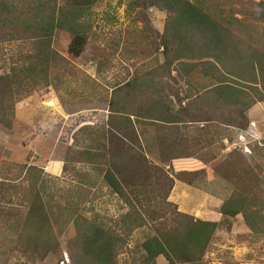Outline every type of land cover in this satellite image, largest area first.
Instances as JSON below:
<instances>
[{"label":"trees","instance_id":"obj_1","mask_svg":"<svg viewBox=\"0 0 264 264\" xmlns=\"http://www.w3.org/2000/svg\"><path fill=\"white\" fill-rule=\"evenodd\" d=\"M60 1L27 0L20 6L0 0V64L3 44L21 43L9 68L3 70L0 65V125L9 130L29 92L41 84H55L63 76L66 60L52 48L56 31L72 36L68 54L73 59H79L90 42V21L100 0ZM132 7L141 8L142 15L150 9L166 14L164 31L156 34L164 63L115 87L107 125L95 129L108 145L78 152L95 167L72 170L75 181L65 189L51 184L50 179L58 182L59 177L42 168L17 166L19 173L11 175L5 172L6 166H0V220L14 238L13 249L33 260L44 261L57 253L67 226L74 230L65 243L70 264H120L128 240L141 229L150 233L130 250V264H158L160 257L167 264H208L206 255L217 232L239 215L253 234L264 236V179L262 185L252 183V194L233 192L220 210L219 222L184 213L167 219L170 204L166 202L174 180L151 165L135 125L141 120L156 128L218 122L247 130L248 111L264 102V2L136 0ZM198 67L216 87L195 92L188 77ZM174 94L182 98L174 102ZM88 129L94 128L79 130L81 139L87 138ZM67 171L65 163L62 172ZM153 171L157 180L169 181V192L163 196L166 202L143 198L142 188L149 187ZM99 184L126 206L125 213L116 219L88 214L92 210L87 211L86 205ZM160 203L164 207L157 209Z\"/></svg>","mask_w":264,"mask_h":264},{"label":"rangeland","instance_id":"obj_2","mask_svg":"<svg viewBox=\"0 0 264 264\" xmlns=\"http://www.w3.org/2000/svg\"><path fill=\"white\" fill-rule=\"evenodd\" d=\"M8 1L22 6L27 0ZM73 1L61 0L60 3L71 4ZM135 1L100 0V3H97L94 10L95 16L90 21L91 39L79 59H73L68 54L72 36L65 31H56L52 40V48L66 60L65 68L61 70L63 76L55 84L49 86L41 84L34 87L29 92L28 99L24 102L26 104L23 106H36L39 103L43 106L45 101L51 100H57L62 105L61 112L56 114L53 110V113L45 114L50 122V128L45 134L52 140V143L45 144L41 151L35 154L34 152L38 150L37 145L35 150L29 151V149L31 146L35 147L37 135H31L32 137L29 134L24 135L28 127L19 126L16 119L13 121L11 130L0 125V166H6L5 172L8 170L11 175L18 174L17 166L27 165L31 161L41 167L43 162L40 160L50 155L52 159L50 161V158H46L47 161L56 160L64 165L67 163L70 170L66 174L62 172L58 182L50 179V183L67 189L76 178L72 170L85 172L95 167L88 163L85 155L81 156L78 152L86 148L95 149L99 146L104 148L105 141L99 136L101 131L95 129L104 127L106 116L104 112L109 111V102L115 87L125 84L137 73L149 72L151 65L157 70L164 63L163 49L158 45L159 40L156 34L163 33L166 14L150 9L142 15L141 8L132 7ZM256 1L264 2V0ZM2 48L3 62L0 65L5 70L9 68L12 56L18 55L21 43L7 42L2 45ZM141 58L149 59L150 62L137 67L142 61ZM115 61L118 70L113 73L110 68H114ZM160 79L161 77L157 81L162 83ZM96 84L102 88V95L93 94ZM172 97H174V102H177V96L174 94ZM256 105L257 111L250 117L256 127L250 129L251 135L247 134L250 138L246 139L244 135L236 137L234 132L231 136L232 146L231 141L226 145L214 142L211 146L207 143L212 138L204 136V132L208 130L205 128L215 124L224 126L218 122H195L168 126L171 133L176 129L180 130L181 136L180 138L177 135L171 136L170 133L162 137V141L158 137L154 138L153 129L151 132L149 130V133L143 137V143L141 142L144 154L152 166L158 167L165 176L174 180V185L169 192L168 179L157 180L155 171L150 172L152 180L149 187L147 185L144 189L142 188L143 198L145 199L144 196L156 197L160 202H166L164 197L169 192L166 202L170 204L166 207L168 209L166 210L167 219H178L179 213L187 210L189 212L187 215L197 219L221 221L220 210L233 192L240 191L249 195L255 190V185L252 187L254 181L255 184H263L261 181L264 179V102ZM47 106L54 108L53 103L52 106L50 103ZM247 118L250 121L248 113ZM89 126L94 129H88L87 138L81 139L82 134L79 130ZM181 128L185 129L181 130ZM186 131L193 133L189 137ZM194 132L200 140H203L202 143L198 145L194 143L196 139ZM36 133L37 131H34L33 134ZM241 137H243L242 140ZM28 139L32 140L26 143L24 148L22 144H25L24 140ZM174 158L178 159L173 160ZM180 173L193 174L178 179L176 174ZM92 176L94 177V172ZM182 184L192 187L188 196L183 197L178 190V186ZM93 192L94 198L85 208L87 211L92 210L88 212L89 215L98 214L102 217L116 219L127 210L126 206L101 184ZM161 204L157 209L163 206ZM63 229L65 230L62 233V248L57 253L49 255L46 260L39 261L13 249L14 238L7 226L0 220V264H70L65 243L74 236V230L71 226ZM149 233L148 229H141L132 234L128 240V247L119 257L120 264L131 263L130 250L140 245ZM206 261L208 264L264 263V236L253 234L246 226L243 217L239 215L232 220L230 225H224L217 232L206 255ZM158 264H167V262L160 257Z\"/></svg>","mask_w":264,"mask_h":264},{"label":"crops","instance_id":"obj_3","mask_svg":"<svg viewBox=\"0 0 264 264\" xmlns=\"http://www.w3.org/2000/svg\"><path fill=\"white\" fill-rule=\"evenodd\" d=\"M141 60L142 61L139 63V65H137V67H140V65H144V64L150 62L149 59L145 60L144 58H141ZM116 64L117 63L115 61L114 62V68H110V70L113 73H115L118 70ZM103 68H106V66L105 67L103 66ZM153 68H154V66L151 65L149 70H151ZM113 76L114 75L112 74V77ZM188 79L191 82V84L193 85V87L195 88L194 90L196 93H203L205 91L213 89L217 85V83L213 79H211V78H209L203 74L201 68H196L189 75ZM98 85L99 84H96V86L94 87L95 88L94 93H93L94 95H102L101 92H103V90ZM177 98L181 99L182 97L177 96ZM173 99H174V97H172V100ZM53 101L52 100L51 101H45L43 106L41 103H39L36 106L29 105L28 107L27 106L22 107V108H19L16 112V120H17L19 126H26L29 128V129L27 128L28 131L26 133H24V135L29 134L30 137L37 135L36 140H35V147L32 148V146H31V148L29 149V151L35 150L36 145H37L38 150L36 152H34L35 154H38V152L41 151V149L44 147L45 144L49 145L52 143V140L45 134L48 131V129L50 128V122H48V118L45 116V114L53 113L54 112L53 110H55L56 114H57L59 111L61 112V107H62V105L60 103H58L57 100H55L56 104H55V101L54 102ZM48 103H50L51 106L53 103L54 108H53V106H52V108L48 107L47 106ZM256 111H257V105L248 111V117L250 118L253 114L256 113ZM104 113L106 114V116H105V120H104L105 124L104 123L103 124H104V126H106L108 119H109L108 118L109 111L106 110ZM67 117H69V116L67 115ZM251 119L252 118H250V123H253L254 121H251ZM94 125H96V124H94ZM135 125H136V130L138 132L139 140L142 143H143V137L149 133V130L151 132V130L153 129L154 130V138L158 137L162 141V139H161L162 137H165L171 133L170 132L171 129L168 128V126H176V125H165L166 127H161V128L156 129L155 127L153 128L154 124L152 122H147V121H142V120L138 121ZM224 126H226V125H224ZM224 126L215 124L214 126H210L207 128L203 127L205 129H208L204 132V136L205 137L210 136L212 138L210 141H207V143H209L211 146H213L214 142H219L221 144L226 145V143H230V141H231V143H232L231 146H232L233 145V141H232V137H231L232 133L235 132L236 137H239L244 132V131H240V130H236V129L228 128V127H224ZM184 129L185 128H181V130H184ZM186 130H189V129H186ZM34 131H37V133L33 134ZM179 131L180 130L176 129L173 133H171V136L177 135L180 138L181 135H180ZM186 133L190 137L193 132H187L186 131ZM194 134L196 137L194 143L197 145H198V143H202L203 140H200L195 132H194ZM31 140L32 139L24 140L25 144L24 143L22 144L23 147L26 146V143L31 142ZM31 144L34 145V143H31ZM41 144H43V145H41ZM161 144H163V143H161ZM106 145H108L107 142L104 143V147ZM39 146H40V148H39ZM27 150H28V148H27ZM48 154H49V152H48ZM46 158H50V161L52 159L50 157V155L48 157H44V159H41L40 161L43 162L41 167L37 166L38 164L34 163L33 161L28 163V165L29 166L33 165V166L42 168L49 175L54 176V177H59L62 174V169H63L64 164L62 162L56 161V160L50 162V161H47ZM184 159L187 160L186 158H184ZM40 161L38 162L39 164H40ZM176 187H177V185L175 186V188ZM191 189H192L191 186L184 185V184H182V186H178V190L182 193L183 197L188 196V193L191 192ZM183 213L187 214L189 212L187 210H184ZM205 221L219 222L220 220L219 221L218 220L217 221L216 220H213V221L212 220H205Z\"/></svg>","mask_w":264,"mask_h":264},{"label":"built area","instance_id":"obj_4","mask_svg":"<svg viewBox=\"0 0 264 264\" xmlns=\"http://www.w3.org/2000/svg\"><path fill=\"white\" fill-rule=\"evenodd\" d=\"M256 126H255V123H251L250 124V127L247 129V130H245L244 132H243V134L241 135V136H243L244 135V137L247 139V138H250L247 134H250L251 132H250V129H252V128H255ZM250 132V133H249ZM251 135V134H250ZM243 139V137H241V140ZM68 261V260H67ZM256 264H264V263H256Z\"/></svg>","mask_w":264,"mask_h":264}]
</instances>
